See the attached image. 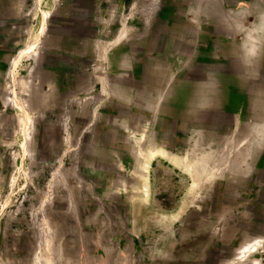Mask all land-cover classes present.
<instances>
[{"label":"rangeland","instance_id":"1","mask_svg":"<svg viewBox=\"0 0 264 264\" xmlns=\"http://www.w3.org/2000/svg\"><path fill=\"white\" fill-rule=\"evenodd\" d=\"M141 44L185 119L101 86ZM0 264H264V0H0Z\"/></svg>","mask_w":264,"mask_h":264},{"label":"crops","instance_id":"2","mask_svg":"<svg viewBox=\"0 0 264 264\" xmlns=\"http://www.w3.org/2000/svg\"><path fill=\"white\" fill-rule=\"evenodd\" d=\"M180 28V25H178L177 27H173L175 32H178ZM122 40L124 42L125 36ZM119 42L120 41L113 43L117 45L120 44ZM125 43L126 42H124L123 44L125 46L124 48L127 47ZM140 46L143 47H140V49L138 50V54L136 55H133V51L131 50V48H129V51L126 49L124 50V58L120 60L119 70L109 73L106 79L100 77L98 80L101 86L103 87V89L107 87V92L111 98L118 99L120 102H123L124 105H129L130 107L138 106L140 108L138 112L140 113L145 112L147 114H151L152 112H155L158 114H162L163 116H169L172 119L176 120L185 119L183 118V116H181V113H185L184 110L179 112L178 109L177 111L174 110L172 112L164 113L162 111L163 93L166 88H169V85L173 81V79H176L178 77H172L173 72L171 71H163L159 76L156 73V69L155 72H150L148 77L142 75L146 68L143 67L141 57H147V49L144 44H141ZM194 53L195 52H193V54ZM137 56L139 61H136V59H134L137 58ZM184 56V61L188 63L191 60L190 52H187V54H185ZM137 66H140V71H137ZM179 67H181L183 70L185 65H183L182 63ZM180 78V85L182 88L181 90H183V92L188 96L189 92L192 91L195 98V78L188 75H182V77ZM158 98L159 101L157 100ZM156 101H158L157 103H159L158 107L155 104ZM187 107L190 108L189 105ZM141 115L143 114L141 113Z\"/></svg>","mask_w":264,"mask_h":264},{"label":"bare ground","instance_id":"3","mask_svg":"<svg viewBox=\"0 0 264 264\" xmlns=\"http://www.w3.org/2000/svg\"><path fill=\"white\" fill-rule=\"evenodd\" d=\"M123 35L124 34L122 33V31H120V33L115 37L113 42H118L120 39L123 38ZM141 143H142V138L139 140V144H141ZM138 153H139L138 159H139L140 163L138 164L136 171L139 174L142 181H144V183L141 187V190H142L141 192H143V194H145L147 196H149V194H150L149 193L150 191H149L147 172H149V167H150L151 161L157 155L167 157L174 164L182 166V168H184L185 170L190 172L194 177V185L195 186L198 185L200 183V179H202L201 176L203 174L204 169L199 165V162H197L196 160H195V162L190 161L191 159H189L188 156H183V157L180 156L179 157L175 154L169 153L167 150H165L162 147L158 148L155 146H151L149 149L142 148V150L138 151ZM243 256H247V255L243 254Z\"/></svg>","mask_w":264,"mask_h":264}]
</instances>
